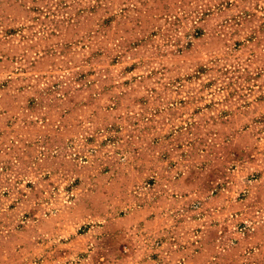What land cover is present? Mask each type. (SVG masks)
<instances>
[{
  "label": "rangeland",
  "instance_id": "rangeland-1",
  "mask_svg": "<svg viewBox=\"0 0 264 264\" xmlns=\"http://www.w3.org/2000/svg\"><path fill=\"white\" fill-rule=\"evenodd\" d=\"M0 264H264V0H0Z\"/></svg>",
  "mask_w": 264,
  "mask_h": 264
}]
</instances>
